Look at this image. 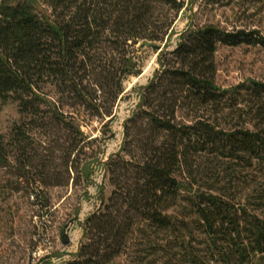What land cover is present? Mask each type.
Segmentation results:
<instances>
[{
  "label": "trees",
  "instance_id": "1",
  "mask_svg": "<svg viewBox=\"0 0 264 264\" xmlns=\"http://www.w3.org/2000/svg\"><path fill=\"white\" fill-rule=\"evenodd\" d=\"M193 1L40 0L45 13L31 0H0V105L13 101L20 114L0 137L3 167L9 153L32 165L35 129L64 131L75 152L81 121L112 118L124 80L140 74L139 48L163 46L105 163L112 191L64 264H113L133 243L143 255L135 264H264V82L224 90L215 62L219 44L264 49V37L204 24L168 50ZM206 157L222 163L212 176L198 168ZM236 183H245L239 199Z\"/></svg>",
  "mask_w": 264,
  "mask_h": 264
},
{
  "label": "rangeland",
  "instance_id": "2",
  "mask_svg": "<svg viewBox=\"0 0 264 264\" xmlns=\"http://www.w3.org/2000/svg\"><path fill=\"white\" fill-rule=\"evenodd\" d=\"M31 1L37 11L47 13L40 0ZM204 24L227 32L254 30L264 37V0H194L177 15L167 49L175 47L181 32ZM159 51L139 48L136 55L140 74L124 80V92L110 120L85 117L81 121L82 142L75 152L70 151L64 131L35 129L30 133L31 166L24 167L9 153V164L0 166V264H54L52 260L57 264L58 259H61L58 264H64L75 258L80 246L86 243L85 219L106 203L112 191L105 163L124 141L123 123L139 102L134 88L150 81L158 68ZM215 62L216 83L224 90L250 81L264 82V49L259 45L219 44ZM43 92L55 96L49 84L43 87ZM19 121L15 102L0 105V137L7 139L12 125ZM198 163L199 171L210 175L222 166L220 160L212 157L202 158ZM238 172L241 173L236 181L247 174L243 168ZM240 186L235 184L237 199L245 183L242 189H237ZM63 234L70 239L66 245L61 243ZM46 238L48 243L44 241ZM34 250L42 252L41 262L32 260ZM140 250L142 247L133 243L113 264H135V256H143Z\"/></svg>",
  "mask_w": 264,
  "mask_h": 264
},
{
  "label": "water",
  "instance_id": "3",
  "mask_svg": "<svg viewBox=\"0 0 264 264\" xmlns=\"http://www.w3.org/2000/svg\"><path fill=\"white\" fill-rule=\"evenodd\" d=\"M150 47H151L153 50H155V51H159V50H161V46L158 45V44H153V45H151ZM126 97H128V95H127ZM110 119H111V118H108V120H110ZM69 241H70V239H69V237H68L67 234H63V235L61 236V243H62V244L66 245V244L69 243Z\"/></svg>",
  "mask_w": 264,
  "mask_h": 264
},
{
  "label": "built area",
  "instance_id": "4",
  "mask_svg": "<svg viewBox=\"0 0 264 264\" xmlns=\"http://www.w3.org/2000/svg\"><path fill=\"white\" fill-rule=\"evenodd\" d=\"M44 241H45V243H48L49 241H48V239L46 238V239H44ZM40 254H42V252L39 250L38 252H36V250H34L33 252H32V254H31V258H32V260H37L38 262H41L44 258H42L41 256H40ZM61 259H58V263H59V261H60ZM52 263H54V264H56V262L54 261V260H52ZM57 263V264H58Z\"/></svg>",
  "mask_w": 264,
  "mask_h": 264
}]
</instances>
